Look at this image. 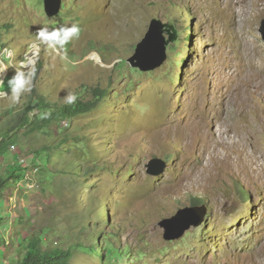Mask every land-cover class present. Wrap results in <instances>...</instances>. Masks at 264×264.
<instances>
[{
    "label": "rangeland",
    "instance_id": "374dc122",
    "mask_svg": "<svg viewBox=\"0 0 264 264\" xmlns=\"http://www.w3.org/2000/svg\"><path fill=\"white\" fill-rule=\"evenodd\" d=\"M44 5L0 0V123L27 101L37 61L48 99L105 97L50 134L20 132L0 157V173L27 169L0 203V264L42 232L71 264H264V0H65L55 17ZM153 19L177 40L142 72L128 59ZM71 137L78 148L60 146L50 167L33 162ZM84 143L89 188L68 168ZM201 206L203 225L164 239L163 219Z\"/></svg>",
    "mask_w": 264,
    "mask_h": 264
},
{
    "label": "trees",
    "instance_id": "16d2710c",
    "mask_svg": "<svg viewBox=\"0 0 264 264\" xmlns=\"http://www.w3.org/2000/svg\"><path fill=\"white\" fill-rule=\"evenodd\" d=\"M190 38V37H189ZM182 66L185 65V60L181 61ZM42 63L37 61L34 71L31 73L32 86L30 93L28 94L27 101L16 112L6 113L4 119L0 123V157L8 153L12 146L18 142V135L20 132L25 134H36L44 132L50 134L54 131L56 125L62 122H71L77 116L88 114L95 111L99 105L101 98L105 97V93H96L95 96L87 101L80 99L75 100L73 103H61L60 101H52L48 99L42 92L36 87V81L39 79V75L42 71ZM97 92V91H96ZM79 141L75 137L66 138L57 144L47 147V154L38 153L34 159V163L38 166L50 167L52 155H58L57 150L60 146L69 145L73 142L70 149H77L78 146L74 143ZM85 143L82 151L77 153L81 160L74 159L68 166L71 177H78L89 188L88 177L89 174L97 171V164L93 163L90 167L82 168L81 161L86 158L83 154L85 150ZM172 165V164H171ZM27 169L14 166L6 169L5 172L0 173V203L8 196L10 187L18 182H21L25 178ZM64 171V170H63ZM12 185V186H11ZM99 199V198H97ZM100 198L99 200H102ZM200 200L197 201V204ZM93 216L97 218L92 222L99 228L101 217L99 215L98 206L94 205ZM44 233L30 239L23 250H18L14 259L7 261V264H71L70 261L73 258V249H62L57 247H51L48 245L44 247V242L49 244L48 240L45 241ZM99 236L93 237L96 244L100 241ZM91 248V247H90ZM116 251L119 250L115 247ZM99 257L101 260H105L103 250L100 249Z\"/></svg>",
    "mask_w": 264,
    "mask_h": 264
},
{
    "label": "water",
    "instance_id": "95a60500",
    "mask_svg": "<svg viewBox=\"0 0 264 264\" xmlns=\"http://www.w3.org/2000/svg\"><path fill=\"white\" fill-rule=\"evenodd\" d=\"M65 0H45V11L48 16L59 15ZM173 26L164 24L159 19L150 22L149 29L144 38L138 43L135 53L128 59V63L133 68H138L142 72H151L160 68L167 60L168 46L176 42V38L171 35L165 37V33L171 34ZM260 32L264 40V20L262 21ZM160 161H152L148 165V174L159 176L163 169L158 168ZM157 167V169L155 168ZM208 214L205 206L199 208L185 207L180 209L174 216L163 219L159 226L164 230V239L167 242H174L181 239L191 228H198L204 224Z\"/></svg>",
    "mask_w": 264,
    "mask_h": 264
},
{
    "label": "clouds",
    "instance_id": "9594fccd",
    "mask_svg": "<svg viewBox=\"0 0 264 264\" xmlns=\"http://www.w3.org/2000/svg\"><path fill=\"white\" fill-rule=\"evenodd\" d=\"M64 2L65 1H63V5H64ZM72 31L73 32H76V31H78V29H76V28H73L72 29ZM5 49V48H4ZM35 67V66H34ZM11 83V82H10ZM24 85H25V82L23 81V80H17L16 82H15V84L14 85H12V98H13V100L14 101H18V99H19V95H20V92H21V90H22V88H24ZM25 90H27V91H30L31 89L30 88H27V89H25ZM4 97V96H3ZM75 96H70L69 97V103H73L74 101H75ZM26 175H27V171H26V173H25V178H26ZM25 178L21 181V182H23L24 180H25ZM21 182H18V183H21ZM208 215V214H207Z\"/></svg>",
    "mask_w": 264,
    "mask_h": 264
},
{
    "label": "built area",
    "instance_id": "2783aa9c",
    "mask_svg": "<svg viewBox=\"0 0 264 264\" xmlns=\"http://www.w3.org/2000/svg\"><path fill=\"white\" fill-rule=\"evenodd\" d=\"M25 179H27V175H26V178ZM22 183V182H21ZM21 183H19V184H21ZM34 187V185H32V186H30V188H33Z\"/></svg>",
    "mask_w": 264,
    "mask_h": 264
},
{
    "label": "crops",
    "instance_id": "0c3cea01",
    "mask_svg": "<svg viewBox=\"0 0 264 264\" xmlns=\"http://www.w3.org/2000/svg\"><path fill=\"white\" fill-rule=\"evenodd\" d=\"M0 210H1V206H0Z\"/></svg>",
    "mask_w": 264,
    "mask_h": 264
}]
</instances>
